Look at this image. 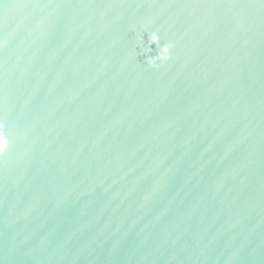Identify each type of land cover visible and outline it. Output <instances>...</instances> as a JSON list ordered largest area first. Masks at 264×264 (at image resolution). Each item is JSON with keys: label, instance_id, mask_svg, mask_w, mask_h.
I'll use <instances>...</instances> for the list:
<instances>
[{"label": "water", "instance_id": "water-1", "mask_svg": "<svg viewBox=\"0 0 264 264\" xmlns=\"http://www.w3.org/2000/svg\"><path fill=\"white\" fill-rule=\"evenodd\" d=\"M0 121V264H264V0H0Z\"/></svg>", "mask_w": 264, "mask_h": 264}, {"label": "clouds", "instance_id": "clouds-1", "mask_svg": "<svg viewBox=\"0 0 264 264\" xmlns=\"http://www.w3.org/2000/svg\"><path fill=\"white\" fill-rule=\"evenodd\" d=\"M144 42V37L141 38ZM155 46V47H153ZM173 48L171 43L161 44L160 35L153 31L147 33L146 62L149 66H155L157 62L163 63L170 59V53ZM155 53V54H153ZM9 137L5 130V124L0 121V156H3L9 148Z\"/></svg>", "mask_w": 264, "mask_h": 264}]
</instances>
